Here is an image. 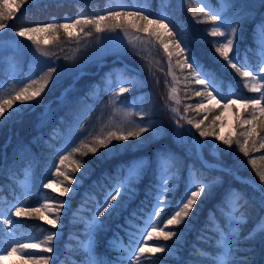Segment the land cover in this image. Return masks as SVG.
<instances>
[{"label": "snow or ice", "instance_id": "1", "mask_svg": "<svg viewBox=\"0 0 264 264\" xmlns=\"http://www.w3.org/2000/svg\"><path fill=\"white\" fill-rule=\"evenodd\" d=\"M27 3L29 0H12V4L7 5L5 0V4L0 5V32L10 27L9 21L15 20L17 13ZM198 8V12H191L193 18L202 17L197 19L196 23L211 22L212 27L207 30L208 35L221 38L212 41L214 53L218 54L217 61L242 78L243 88L254 95L246 96L235 91L231 95H225L219 90L216 77L210 76L208 70L191 52L187 37L176 30L171 17L166 14H153L146 7L135 3L127 4L123 0L118 2L114 0V6L92 16H77L64 22L34 24L16 31V37L30 41L35 49L47 58L48 66L38 78L19 81L12 77L13 82L19 86L11 94L0 98V125L11 121L14 115L22 116L24 108L41 97L53 83L54 77L62 71L55 60L51 59L55 53L50 54L41 47V43L44 45L55 43L58 46L61 33L69 40L75 39L77 44L81 37L94 38L99 46L88 59L98 61L101 66L106 56H115L114 64L117 61L121 62V68H113L105 74L104 91L108 93L113 110L123 107L125 112L121 123L114 124L111 128L105 125L96 134L85 129L88 112L84 114L85 119L72 129V136L83 133L79 139V146L68 144L64 147L63 152L58 154V162L48 166V182L42 184L44 189H50L55 193L56 189L53 188L55 183L59 187L58 196L46 195L45 202L40 207L23 206V200L12 203L0 200V264L12 256L19 257L18 264H55L53 253L56 251V241L61 239L58 229L63 227L62 213L69 207V201L79 191L84 180L91 175L90 165L82 159L75 158L76 153L81 156L91 154L103 159L118 153L122 148L128 150L134 146L139 147L149 139L158 144L153 154L154 158H139L119 165L115 173V182L110 186L101 185L104 188L103 199L96 200L94 195L90 197L95 201L94 210L89 209L91 219L80 218L85 223L87 231V238L79 241L86 256L84 264H161V258L178 257L183 237L192 228V221L200 211L199 206L213 192L216 193L215 210L220 211L225 223L218 229L216 227L219 224L218 220L212 223L211 227L206 224L197 239L207 243L211 239L207 233L216 232V239L211 247L217 251L215 253L205 251L194 245L193 252L189 255L199 259L189 261L188 264H200L201 260L207 264H253L249 255L241 254L251 253L253 249L245 245L253 241L258 234H264V217L260 218L256 227L247 235H241L242 226L248 222V197L236 186L225 183L227 176L235 175L233 169L219 160L216 163H209L204 158L203 149L211 144L216 152H220L233 148V145L237 146L238 151L244 157H248L247 163L255 170L259 181L258 184L251 181L242 182L251 183L253 189L260 193V204L264 207V165H258L257 158L250 155L259 152V159L264 161V152H261L264 150V21L258 25L262 57L260 66L254 68L246 60H240L236 46L242 22L251 13L245 12L243 15L237 14L229 18L224 16L222 11L210 7L209 0H199ZM141 33L144 35H139ZM41 37H44L43 41ZM102 38L118 42L109 46ZM124 38H127V44L124 43ZM137 41L142 47H136ZM143 46L147 49L162 47L167 58V75L172 78V86L165 107L172 113L171 120L174 124L172 130L157 124L152 119V110L145 111L143 106L137 104L136 98L130 101L125 95L144 87L146 81L140 79V72L135 68L123 63L120 59L122 56L136 57L141 67L148 70L150 78L156 85L160 83L148 59L149 53ZM64 59L74 57L65 56ZM175 68L187 70L185 80L188 85L199 86L192 90L199 101L194 105L186 104L183 108L185 113L194 109L201 116L199 119L181 115V109L178 107L180 100L176 95ZM159 71H164L163 67ZM169 83L165 79V84ZM67 91L65 90V94ZM98 96L99 86H95L93 91L85 97H77L74 102L79 103L82 99L93 97L98 99ZM168 101H174L177 107H172ZM103 107L101 102V108ZM217 109L221 114L209 120V114ZM88 111L90 112V109ZM229 112L236 127L242 130L236 132L234 136L218 134L217 127L224 126V115ZM100 115L102 112L98 114V119ZM133 116L137 119H133ZM181 121L190 126L186 131L192 136L191 144L181 139V133L178 131L184 128ZM217 121L220 122L219 125ZM169 131L172 132L175 141L172 146L161 143ZM36 139L39 140L40 137ZM130 141H135V145ZM215 142L222 143L226 148L220 149L219 144ZM20 150H24L23 146ZM69 162L70 168L66 167ZM200 169L216 171L219 175L208 179L203 173L197 175ZM181 172L187 174L186 182L183 194L176 199L175 193ZM76 173H80V176H76ZM103 178L113 179L107 173ZM97 184V181H93L92 186L95 187ZM141 187L143 199H140ZM85 196L88 197V193H85ZM138 199L139 204H135ZM83 207L82 203L81 209ZM73 215L76 216L75 213ZM209 216L215 219L213 213H209ZM19 218H36L46 222L50 228L41 229L44 232L42 236L28 237L24 233L17 234L16 229L22 222ZM105 231L112 232L111 238L106 242H98V234ZM121 231L128 237L127 244L122 242ZM153 240H162L165 243L148 246L147 242ZM168 241L173 243L168 244ZM100 244L104 245L105 251L98 254L97 247Z\"/></svg>", "mask_w": 264, "mask_h": 264}, {"label": "trees", "instance_id": "2", "mask_svg": "<svg viewBox=\"0 0 264 264\" xmlns=\"http://www.w3.org/2000/svg\"><path fill=\"white\" fill-rule=\"evenodd\" d=\"M153 3V7H157L158 3L161 0H151ZM168 1V11L171 15V19L173 23L176 24L179 31L183 33L187 37L188 46L191 49V52L196 56L199 63L208 70L209 74L215 76L217 81L222 80L224 83V87L227 86L228 83H231L235 90L243 93L246 96H252L254 94L248 93L246 89L243 88L242 78H239L234 71L230 68H226L222 65L221 62H218L216 57L218 54L214 53V46L212 44L213 40H219L220 38H214L208 35V29L212 27L211 22H203L196 23L197 19H202V17L193 18L191 12L199 11L197 0H167ZM214 4H218L219 0H212ZM229 6L230 11H233V16L237 14L243 15L245 12H250L251 15L246 17L242 22L241 31L236 40V46L239 50V58L241 61H247L252 67H257L260 58L258 55V43L256 39L258 37V33L256 31L258 25L261 21H264V6H262V0H224ZM106 2L103 0H95L90 3L81 4L74 0H61L56 2H46L42 3V5L38 7H30L32 5V1L29 0V3L25 4L22 9L27 11L17 17L15 20L11 21V28L14 30H18L24 26H31L34 24H45L49 23L51 19H61L64 14H68L70 16H74L82 11H95L96 9H103ZM21 9V11H22ZM10 25V21H9ZM61 37H64L63 33H61ZM178 79L180 81L179 85V95L181 96V112H183L184 105L186 104H195L199 101V98L195 96L193 89L198 88L197 85H188L185 77L188 75L187 70L181 71L176 70ZM101 75L95 76H84L85 80H89L92 82H97L96 84L103 85L104 80H102ZM93 86H88L84 92L80 93L78 97H85L91 90ZM158 89V90H157ZM150 97V108L152 110V119L160 125V118L169 117L170 113L164 108L166 103V98L164 97V93L156 87V90L149 91ZM190 97V98H189ZM166 99V100H165ZM76 100V99H75ZM72 100L70 101L54 118L51 124H49L45 129L41 130L42 137L39 140H35L32 142L31 137L35 136V133L32 132L33 126L30 124V121L35 114V112H29L28 108H24L22 116H13L11 121L0 125V144L4 141L8 134V127H11V131L20 134L25 137L26 144L30 147V153L17 158V155L12 158H7L5 161H1V151H0V198L2 197H11L13 194H17L20 192L21 188L18 186L17 178L22 177L26 170H33L32 174L37 177H42L45 174L46 167L48 166L50 160L56 153V149L60 143V134L65 132L67 127L71 124V122L75 119V117L80 113V111L85 107V105L89 102V99H82L79 103H75ZM171 104V102H169ZM220 111L217 109L209 114V120L218 115ZM187 118L199 119L201 118L194 109H190L187 113L183 112ZM208 123V121H205ZM218 124V121H217ZM27 127V128H26ZM242 129H238L236 124L234 126V133L241 131ZM195 132V130L193 129ZM26 132V133H25ZM148 134H145L147 136ZM169 135V133H168ZM188 135V142L191 144ZM198 135V134H197ZM209 140H214V138H209ZM174 139L169 140V137L166 136L161 143H168L170 146L174 145ZM133 145H135V141H130ZM219 144L220 149H225L224 146L220 142H216ZM154 146H158V144L152 140H146L139 147H132L128 150H124L123 148L119 150L118 153H114L110 157L107 158H98L97 156L89 154L88 156H81L79 153L75 155L80 159L86 161L90 165L91 175L88 176L83 185L79 188L80 194L78 198L72 197L69 201L73 202L76 209L78 206H81L83 203L84 210L80 211V213L84 216V220L91 219V211L89 209L95 208V201L90 197L92 194H95L97 200H102L104 188L101 185L110 186L115 182V173L117 167L121 164H126L129 161H134L139 158L147 157L154 158L152 155V148ZM208 146H212L209 144ZM101 151H104L101 149ZM264 152V150H261ZM204 156L211 160L217 162V160L222 161L224 164L230 166L233 169V172L242 174L253 179L257 184L259 183L258 177L255 175V170L251 168V165L247 163L248 157H244L242 153L238 151L237 146L233 145V148L228 149L227 151L217 152L216 155L211 154L206 147L203 149ZM250 155H254L257 158L258 165H264V161L259 159L260 153H253ZM199 164H197V168H199ZM107 173L108 176H111L113 179H104V174ZM203 173V176L211 179L214 176L219 175L216 171H210L206 169H200V172L197 175ZM80 176V173H77ZM186 173L181 172L180 177L178 179V187L176 189L175 198L178 199L184 191V186L186 182ZM93 181H97V186L93 187ZM225 183L229 185H233L239 187L240 191H243L245 194L248 193L252 195V199H248V222L242 226L241 235H247L250 230H252L257 223L260 221V218L264 215V209H262L261 204L257 202L260 200V193L253 190L250 186L246 184L239 183L233 177L227 176L225 179ZM40 188L35 181L32 196L27 201L26 206H31L36 203L38 193L40 192ZM47 194L52 196H58L49 190L46 192ZM85 193H88V197L85 196ZM21 195V193H20ZM143 188L141 187L140 199H143ZM247 196V194H246ZM61 199H68L67 197H58ZM135 204H139V199L135 202ZM135 204L133 207H135ZM216 204V193L213 192L208 198L204 200L200 207V211L198 215L192 221V228H199V231L205 228L206 224L211 223V217L209 216V211L213 212V215L217 216L220 220L222 219L219 211L215 210ZM64 220L66 217L64 216ZM22 226L27 229L28 232L33 233L35 236H42L44 232L41 229L47 230L49 225L46 222L41 221L39 219L33 218H23ZM76 224H73L71 229L66 231V235L70 232H77V230L82 229V225L78 222L81 219L76 220ZM223 221V219H222ZM71 226V223L69 224ZM209 227H211L209 225ZM120 234H123L121 231ZM211 239L206 243L205 241L194 239L195 244L205 251L216 252L214 247L211 245L215 242L216 232L209 231L207 233ZM112 236L111 231H105L98 234L97 239L99 241L106 242ZM64 240L56 241V251L53 255H60L65 257L67 255V248L64 245ZM246 247H251L253 250L251 253L241 255H249L253 264H264V234H258L253 241H249ZM184 246L181 247L183 249ZM105 251V247L103 244L97 247V252L103 253ZM56 253V254H55ZM71 256H73L76 261H73L72 264H84L86 259L85 253L83 250H78L76 252H71ZM187 254V256H186ZM199 258L196 256H189L188 252H183L180 250L179 256L173 260L174 264H188L189 261H195ZM200 264H207L206 261L201 260Z\"/></svg>", "mask_w": 264, "mask_h": 264}, {"label": "rangeland", "instance_id": "3", "mask_svg": "<svg viewBox=\"0 0 264 264\" xmlns=\"http://www.w3.org/2000/svg\"><path fill=\"white\" fill-rule=\"evenodd\" d=\"M31 1L33 3L32 6L35 7V6L39 5L40 3L54 2V1L56 2V1H60V0H31ZM77 1L84 3V2H89V1L92 2L94 0H77ZM197 1L199 2V0H197ZM117 2H118V0H117ZM123 2H125L127 4L135 3L138 6L146 7L148 11H150L151 13L156 14V15L166 14L169 16V13L166 10V7H164L163 5H161V7L159 8L158 11H155L152 8V3L150 0H123ZM4 4H5V0H0V5H4ZM11 4H12V0H7V5H11ZM7 5H6L5 10H7ZM209 5L214 10L222 11V14L226 17H229V18L235 17V16H233L234 15L233 11H230V9L227 10V7H228L227 4L224 1L222 2V0H219V4H217V5H215L212 0H209ZM112 6H114V0L110 1L107 9L112 7ZM20 12L21 11H19L17 13V17L20 15L19 14ZM92 15H94V13L90 12V13H83L82 15H78V16H92ZM66 19L71 20L74 18L70 17V16H63L62 22H64ZM53 22H58V21L53 20ZM176 30H177V28H176ZM257 31H259L258 28H257ZM139 35L143 36L144 34L141 33ZM43 39H44V37H41L42 41H43ZM102 40L106 45H109V46L118 42L115 40H106L103 38H102ZM257 40L259 42L258 53H259V57H260V61H261L262 51H261V47H260L259 36H258ZM153 42L157 43L155 41H153ZM124 43L125 44L128 43L127 38H124ZM98 46L99 45L94 38H84V37L80 38L79 44H77L75 39L69 40V38H60V40L58 42V46L55 43L48 44V45H44L43 43H41V47L44 48L46 51H48L50 54L55 53V55L52 56L51 59L55 60V63L58 66V68L62 70V71H60L58 76L54 77L53 83H51L49 85L46 92H48V91L54 92V90L56 88H61L64 85H66V87H64V89L61 91L59 96L54 97V99L50 100L48 103L46 102V103H42V104L41 103L36 104L37 109H38L36 112L37 114L33 117L32 121H31V122H33L32 125L35 124V128L33 129V131L41 132V130L45 129L48 126L47 124H50L53 121L54 117H56L57 114L65 107V105L73 98L74 92L71 90V88L73 87L74 82L73 83H66L68 80H70L74 77L77 79L78 76H81L82 73L85 72V68L87 66H90V65L100 66V63L98 61L88 59L89 57L92 56V54L94 53V51L96 50V48ZM136 47L140 48V47H142V45L137 41ZM143 47L145 48V51L147 53H149L148 59L151 61L152 69L156 73V75L159 77L160 83L158 86L156 85L155 81L152 78H150L148 70L146 68L141 67V63L136 57L131 56V55H126V56H122L120 59L123 61L124 64H129V65H131V67L135 68L138 72H140V79L146 81L145 88H148L149 90L150 89L156 90V87L157 88L159 87L160 90H162V92H164V95H165L164 97L167 99V97L169 95L170 87L172 86L171 85V79L172 78H171V76L167 75V58H166L165 54L163 53V49H162V47H160L159 49H156V48L147 49L146 46H143ZM57 56L60 58L56 59ZM65 56L74 57V59H64ZM107 57L112 58V60L109 61V64L113 65L111 67L112 69L122 67V64L120 61H117L115 64L112 63L114 60H116L115 56H106L104 58V61ZM37 61H43L44 63H38ZM173 64H175V58L173 60ZM47 66H48L47 58L43 57L40 54V52H38L35 49V46H33L30 41H27L24 38L16 37L15 33H12L8 30L7 31L4 30L3 32H0V68H2V67L4 68V70L2 72L5 76V79L0 80V98L6 97L7 95L11 94L19 86L13 82L12 77H15L19 81H26L30 78H38V76L41 75L44 70H46ZM259 66H260V62H259ZM161 67H163V69H164V71H162V72L159 71V69ZM77 69H79V71H77ZM176 69L177 68L174 69L175 76H176L175 86L177 88L176 95L179 99V98H181V96L179 95V92H178L180 81L177 77ZM165 79H167L170 82L168 85L165 84ZM217 83L219 86V90H221L225 95H231L232 92H234V91L239 92V91H236L231 84L228 85L226 89H223V88H221V83L220 82H217ZM65 90H68L67 94H65ZM136 92H138V90L130 92L129 93L130 97H128L127 94H125V95L129 98L130 101L133 98H136L137 104L140 106H143L145 111H148V109L150 108V105H151L150 101H148V102L145 101L148 93L145 91H142V92H139L136 95L131 97L130 94L136 93ZM47 94H50V93H47ZM37 99L30 102V104L27 105L26 107H29L33 103L37 102L38 101ZM101 102H103V105H104L103 108H101ZM169 102H171L172 107H177V105L175 104L174 101H168V103ZM180 105L181 104H179V106H178L179 108L181 107ZM34 108H36V106L31 107V109H34ZM89 109H90V112L88 111ZM128 111H135V110L134 109H128ZM86 112H88V115L86 117L87 122L85 124V129L91 130V131H93L94 134H96V133H99L101 127H103L105 125L107 127L111 128L114 124L121 123L124 119L125 109L123 107H120L114 111L112 105L109 103L108 93L106 91H104V89L99 87L98 99L93 97L90 105H88L76 117V119L74 120L72 125L64 133V135L61 139L60 146L57 149V153L54 155V159L50 162V164L53 162H58V154L63 152V149L66 145L71 144V145L79 146V139L83 135V133H77L76 136H72L71 132H72V129L75 126H77L78 123L82 119H85L84 114ZM101 112H102V115H100V117L98 119L97 118L98 114H100ZM42 114H43V124H41ZM220 114L221 113H219L218 115H220ZM171 117H172V113H170L169 117L165 116V117L160 118V125L164 126L165 128H167L169 130H172L174 128V124L171 120ZM132 118L137 119L135 116H133ZM181 122L184 124V128H181L178 131L181 133V139L187 140V142H188V135H187L188 132L186 131V129L189 128L190 126L186 125L184 123V121H181ZM219 123L220 122L218 121L217 125H219ZM234 123H235V121L232 117L231 112L225 114L224 115V126L222 128L217 127L218 134L233 135ZM7 132H9V133L11 132L10 128H8ZM11 133H12L11 137L6 139L5 142L1 144V146H0L1 151L3 153V151L5 149H11L12 153H11V156H9V158H12L16 155H17V158H20L30 151V147L28 145H26V141L21 136H17L19 134H16L13 132H11ZM167 136L169 137V140L174 139L171 131H169V135H167ZM37 137H41V134H38L35 138L31 137V140L34 141V140H36ZM10 139H12V141H10ZM189 139H190V142L192 143V136H190ZM88 142H90V138H89ZM5 144H8L7 148H6ZM164 144L169 145L168 143H164ZM21 146H23V148H24L23 151L20 150ZM157 147L158 146H154L152 148V150H151L152 155L156 151ZM206 149L211 154H214V155L217 154V152L213 149L212 146H206ZM75 158L80 159L76 155H75ZM66 167L70 168L71 163L69 162V164L66 165ZM47 173H48V167L46 169L45 175H43V177L40 178L41 181L39 183V186L42 190H48V189H44L42 187L43 183L48 182ZM75 175L78 176L77 173ZM37 179H38L37 177H35L34 175L33 176L31 175V172L29 170L26 171L24 176L22 178L18 179L19 185L24 188L23 189V196L21 198H19L17 195L9 197V198L2 197L1 200H6L9 203H12L14 201L23 200L24 201L23 206H26V200L31 195L30 189H31L32 185L34 184V181ZM53 188L56 189L55 194H58L59 193V187L55 183L53 184ZM46 195L48 197H51V195L45 194L43 192H41L39 194V197H38L39 199L37 202L38 207H40L41 204H43L45 202V196ZM77 195H78V192L76 194H74L73 196H77ZM64 200H67V199H64ZM71 204L72 205L69 206L65 210L64 213H62V221H61L62 225H63V220H64L65 215H67V217L69 218L68 220L70 221L71 219L69 216L71 214V217L73 220L71 222H74V220H78L81 217L82 218L84 217L80 212L76 213L75 212L76 210L75 209L73 210V203H71ZM5 206H7V205H5ZM74 213L76 214L75 217L73 215ZM13 219H17V218L13 217ZM19 219L21 220V218H19ZM216 220L219 221V219L217 217H215V219L212 221V223H215ZM223 220H224V217H223ZM224 223H225V220H224ZM221 225H223V224L221 221H219V224L216 226L217 229ZM63 226H65V225H63ZM68 228L69 227H66V229H68ZM53 230H57V229H53ZM58 230L60 232L61 237L66 232L63 227L58 229ZM16 231H17V234L24 233L28 237H34L29 232H27L21 224L18 226ZM80 233H82V232H80ZM200 233L201 232L198 233V231L196 230L195 227L193 229H190L189 231H187L183 237L180 248L183 245H185V247L189 248V249L193 248V246L195 244H194L192 238L197 239V237L200 235ZM81 235H84L85 238H80V235L78 233H73V235H71V233H70V235H67V237H65L66 239H68V242L66 243V246L69 248L68 251H71L72 248L81 247V244L79 243V241H84L87 238V233H82ZM121 237L123 238L122 242L124 244H127L128 237L126 235L125 236L121 235ZM5 239H7V237H5ZM72 242H75V243H72ZM162 243H165V242L162 240H159V241L153 240V241H148L147 245L148 246H154L155 244H162ZM167 243L172 244L173 242L168 241ZM195 247L199 248L197 245H195ZM189 249H185V250L181 249V251H182V253L188 252V254H190L193 251L191 249L190 250ZM199 249H201V248H199ZM186 256H187V254H186ZM189 256H191V255H189ZM69 257L70 256H67V258H69ZM176 258L177 257L161 258V264H174L172 261L175 260ZM18 261H19L18 256H12V257L6 258L2 262V264H18ZM55 264H69V261L66 259H63V258L61 259L60 257H58V261Z\"/></svg>", "mask_w": 264, "mask_h": 264}]
</instances>
